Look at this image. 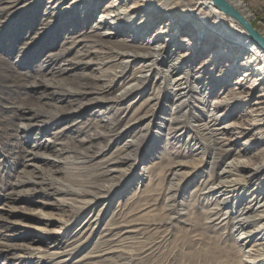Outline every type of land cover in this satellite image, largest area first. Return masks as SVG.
I'll list each match as a JSON object with an SVG mask.
<instances>
[{
	"label": "rangeland",
	"instance_id": "rangeland-1",
	"mask_svg": "<svg viewBox=\"0 0 264 264\" xmlns=\"http://www.w3.org/2000/svg\"><path fill=\"white\" fill-rule=\"evenodd\" d=\"M108 1L103 0L90 21L82 25L84 3L77 20L69 19L70 12L51 17L45 8L48 0H21L6 9L8 0H0V22L8 25L4 37L19 39L11 55L1 49L5 40L0 42V264H196L201 262V255L213 252L214 257H205L212 261L206 264H242L236 246L239 232L232 231L229 224L211 227L208 222L209 207L214 206L218 192L213 196L201 194L233 155L223 157L216 165L208 157V163L201 165L192 147L195 140L184 135L181 141H174L165 127L155 143L152 136H145L143 144L134 146V157L129 159L124 145L141 137L148 120L120 130L150 111L148 98L156 79L148 81L145 92H131L118 103L105 98L120 92L136 73L140 61L129 67L125 77L113 81L110 89L96 94L62 97L45 87L32 86L52 74L60 81L56 83L60 87L79 89L85 83L95 89L102 84L95 79L98 73L93 70L94 65H79L64 74H55L52 69L65 59H98L102 55L99 37L95 38L94 53L79 44L57 60L47 55L59 52L63 45L70 46L64 43L66 35L73 34L72 29L89 30ZM130 2L125 3L128 6ZM245 4L251 15L249 21L264 30V16L249 0ZM50 18L53 20L48 21ZM156 26L155 30L160 25ZM200 62L196 60L193 67ZM115 67V62L103 65L101 72L106 76L102 78L110 81ZM157 67L165 66L159 63ZM243 70L231 75L226 86L233 85ZM217 91L208 97L209 103L195 99V116L204 117V113L211 112L208 107ZM167 96L168 93L161 101L165 107L156 111L155 122L161 121L159 116L164 119L173 112ZM248 118V113L239 108L220 124L235 121L241 129ZM151 129L156 130L154 124L147 132ZM245 139L233 143L235 151L244 153L247 149L250 155L264 148L261 142L242 143ZM118 157L124 173L120 180L110 178L106 171V166ZM260 158L254 156L253 161L260 163ZM180 162L183 165H178ZM197 164L201 166L189 180L174 190L172 178L182 177ZM115 181L117 188L109 200L102 197L85 202L92 194H102L101 188ZM241 207H227L224 211ZM178 209L185 211L183 217L176 215ZM124 223L132 231L124 233L123 227L112 228Z\"/></svg>",
	"mask_w": 264,
	"mask_h": 264
},
{
	"label": "bare ground",
	"instance_id": "bare-ground-1",
	"mask_svg": "<svg viewBox=\"0 0 264 264\" xmlns=\"http://www.w3.org/2000/svg\"><path fill=\"white\" fill-rule=\"evenodd\" d=\"M20 1L8 0L9 4L4 6V9L16 6ZM68 1L48 0L45 8L51 17L58 12H63L64 15L70 12L69 19H77L75 17L80 7H84L85 4V12L83 11L80 16L82 20L80 24L84 25L94 16L93 12L99 8L103 0H71L67 4ZM126 1L109 0L102 6L101 15L89 30L75 32V28L72 29L73 34L66 35L67 40L64 43L70 46L60 45L62 50L57 53L51 51L47 55L57 60L62 53L79 44L86 46L85 51L94 53L97 50L94 48L95 38L99 37L103 47L101 45L99 47L102 48L99 50L102 55H98V59H65L52 68L55 74L56 71L64 74L79 65H85V68L94 65L93 70L98 73L95 79L102 83L99 87L95 86V89H92L85 83L79 89L70 86L60 87L56 84L60 81H57L58 78L53 74L50 77H42V80L35 81L32 86L45 87L44 89L51 90L53 95L62 97L96 94L110 89L113 81L125 77L129 67L140 61L136 73L120 92L105 98L106 101L118 103L127 98L131 92H145L148 81L152 78L156 79V85L150 93L152 95L148 98L151 103L150 111L136 117L120 130L122 132L128 127L136 126L142 119L148 120L145 124L146 131L141 137L132 138L124 145L129 159L134 157V146L143 144L145 136H152V141L155 143L165 127H167L166 134L174 141H181L184 135L195 140L192 147L197 151L201 165L207 162L208 157L216 165L223 157L233 155L220 173L218 175L216 173V179L201 191V194L208 193L211 196L218 192L216 198H213L214 206L209 207L211 215L209 214L208 222L211 227L229 224L233 226L232 231L239 232L236 246L241 253L242 264H264V176L261 177L264 172V148L258 153L252 152L249 155L247 149L243 153L235 151L233 146V143L237 144L243 138L246 139L242 143L247 145L252 142L264 144V46L260 45L236 20L223 12L213 0H130L128 6ZM228 1H231L251 21V15L245 10L247 0ZM25 6H20V9ZM52 20L50 18L48 21ZM157 24L160 26L155 30ZM7 26L0 22L2 29L0 42L5 40L1 49L11 55L19 39L14 41L4 37ZM257 27L255 28L264 37V30L259 25ZM153 29L154 33H152ZM137 40L144 41L137 42ZM33 43L35 42H30ZM196 60L201 62L193 67ZM114 62L116 67L111 70L112 81L102 78L106 76L101 72L102 66ZM159 63L164 65L165 69L158 68ZM243 68L241 76L234 84L226 86L231 75ZM156 73L158 74L155 76ZM220 87H222L220 91H217ZM216 91L217 95L211 100V107L206 105L211 112L204 113V117L195 116L192 110L195 99L209 103L208 97L214 95ZM167 93L168 102L171 101L173 104L171 108L173 112L164 119L159 116L161 121L155 122L156 111L165 107L161 101ZM251 98L254 99L252 102H250ZM96 100L103 101L101 98ZM239 108L246 111L250 117L245 126L239 129L235 121L220 124ZM152 124L155 125L156 130L151 129L147 132ZM205 144H208L210 150ZM254 156L262 157L260 158L262 161L254 162ZM118 158L106 166V171L110 178L120 180L124 173L119 167L120 158ZM183 163L180 162L178 165ZM200 164L195 165L193 167L195 169L182 177L172 178V188L177 190L181 184L188 181L190 175L201 166ZM116 183L117 181L101 188L102 194H92V197L85 202L92 203L102 197L109 200L112 190L115 191L117 188L114 187ZM239 205L242 207L235 210ZM227 207L235 209L224 211ZM176 215L183 217L185 211L178 209ZM253 225L254 227L246 229ZM120 227H123L124 233L132 231L126 223L112 228ZM208 256L214 257V252L201 255V262L198 260L196 264L211 263V260L205 258ZM226 264L230 262L227 261Z\"/></svg>",
	"mask_w": 264,
	"mask_h": 264
},
{
	"label": "water",
	"instance_id": "water-1",
	"mask_svg": "<svg viewBox=\"0 0 264 264\" xmlns=\"http://www.w3.org/2000/svg\"><path fill=\"white\" fill-rule=\"evenodd\" d=\"M213 2L229 17L236 20L260 45L264 46V37L231 1L213 0Z\"/></svg>",
	"mask_w": 264,
	"mask_h": 264
},
{
	"label": "built area",
	"instance_id": "built-area-1",
	"mask_svg": "<svg viewBox=\"0 0 264 264\" xmlns=\"http://www.w3.org/2000/svg\"><path fill=\"white\" fill-rule=\"evenodd\" d=\"M251 6H255L260 11L261 16H264V0H249Z\"/></svg>",
	"mask_w": 264,
	"mask_h": 264
}]
</instances>
